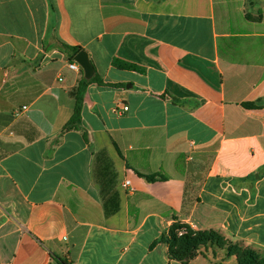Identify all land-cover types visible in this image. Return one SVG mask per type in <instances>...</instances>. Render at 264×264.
I'll return each instance as SVG.
<instances>
[{
    "label": "crops",
    "instance_id": "obj_1",
    "mask_svg": "<svg viewBox=\"0 0 264 264\" xmlns=\"http://www.w3.org/2000/svg\"><path fill=\"white\" fill-rule=\"evenodd\" d=\"M174 224L264 253V0H0V264H184Z\"/></svg>",
    "mask_w": 264,
    "mask_h": 264
},
{
    "label": "trees",
    "instance_id": "obj_2",
    "mask_svg": "<svg viewBox=\"0 0 264 264\" xmlns=\"http://www.w3.org/2000/svg\"><path fill=\"white\" fill-rule=\"evenodd\" d=\"M66 48L71 53V58L83 51L81 47L66 46ZM115 64L123 69L139 70L136 65L121 62L119 60H115ZM92 83L105 85L98 76H93L89 80H85L80 83L75 92V113L71 122H69L65 129L72 128L80 122L85 89ZM147 179L149 181H156V177H147ZM182 229H185L186 231L182 236H180L179 231ZM160 241L167 243L170 246L171 256L184 264H189L196 256L195 253L200 249V247L207 245L218 249H225L227 256H237L239 264H264V253L245 246L242 243L228 241L220 232L215 230L194 231L188 226L174 224L170 229L169 234L164 235ZM59 262L60 264H68L63 260H59Z\"/></svg>",
    "mask_w": 264,
    "mask_h": 264
},
{
    "label": "water",
    "instance_id": "obj_3",
    "mask_svg": "<svg viewBox=\"0 0 264 264\" xmlns=\"http://www.w3.org/2000/svg\"><path fill=\"white\" fill-rule=\"evenodd\" d=\"M76 62L83 68L88 77H91L94 73V67L89 61L88 54L85 51L79 52L75 56Z\"/></svg>",
    "mask_w": 264,
    "mask_h": 264
},
{
    "label": "built area",
    "instance_id": "obj_4",
    "mask_svg": "<svg viewBox=\"0 0 264 264\" xmlns=\"http://www.w3.org/2000/svg\"><path fill=\"white\" fill-rule=\"evenodd\" d=\"M69 68L70 69H72V70H79V68H80V66H79V64L77 63V62H74V63H71L70 65H69ZM123 110L124 111H127L128 110V107L127 106H124V108H123ZM130 184V181H127L126 182V185H129ZM183 231H181V232H179V235L180 236H182L183 235Z\"/></svg>",
    "mask_w": 264,
    "mask_h": 264
},
{
    "label": "rangeland",
    "instance_id": "obj_5",
    "mask_svg": "<svg viewBox=\"0 0 264 264\" xmlns=\"http://www.w3.org/2000/svg\"><path fill=\"white\" fill-rule=\"evenodd\" d=\"M181 231L185 232L186 230L185 229H182L179 232H181ZM206 247H210V245L200 247V249L195 253V255L198 256L199 254H201L203 252L204 248H206ZM195 257L193 259H195ZM193 259L191 261H193Z\"/></svg>",
    "mask_w": 264,
    "mask_h": 264
}]
</instances>
